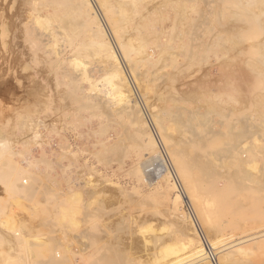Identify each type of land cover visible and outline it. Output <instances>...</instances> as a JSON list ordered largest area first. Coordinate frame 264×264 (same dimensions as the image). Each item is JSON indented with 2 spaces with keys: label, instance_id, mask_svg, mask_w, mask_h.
<instances>
[{
  "label": "rangeland",
  "instance_id": "obj_1",
  "mask_svg": "<svg viewBox=\"0 0 264 264\" xmlns=\"http://www.w3.org/2000/svg\"><path fill=\"white\" fill-rule=\"evenodd\" d=\"M81 1L0 0V173L27 181L0 175L3 216L37 264H192L169 257L191 230L207 262L264 264V0H91L135 113Z\"/></svg>",
  "mask_w": 264,
  "mask_h": 264
},
{
  "label": "bare ground",
  "instance_id": "obj_2",
  "mask_svg": "<svg viewBox=\"0 0 264 264\" xmlns=\"http://www.w3.org/2000/svg\"><path fill=\"white\" fill-rule=\"evenodd\" d=\"M100 1V0H99ZM98 2V1H97ZM82 3H83V9L85 8L86 9V13L85 11L83 13L87 14L88 16V20L89 22L91 23H95L96 24V27H97V30H96V37L99 39V45L100 47H103V48H106L107 50V57L109 58L110 57V61H112L111 63V66L114 67V69H107V71H105V75L106 76H109L110 78H112L111 81H113V83H115L114 81H117L116 79H118L117 83L115 85L112 84V82L110 81V83L112 84V86H116V91H117V94H118V97H119V100L120 102H124V106L126 107V109H128L129 111H131V109L134 107V104L131 105V94L130 92L128 91L129 87L127 84V79L129 78L126 77L123 72L125 73V70L123 71V68L121 69V66H122V61H121V58L120 56L118 55L117 52H119L120 50L118 49V51H116L117 47H118V44H117V41L116 38H115V35L113 34V32L111 31L110 29V33L107 31L108 27H107V22H106V18H104L103 16V13H105L103 10L106 8V7H103V5H100L101 2H98L97 5H95L93 3V1L91 0H82L81 3H80V6H82ZM100 3V4H99ZM106 6V5H105ZM79 7V4L77 6V8ZM80 8V7H79ZM81 8V10H82ZM104 8V9H103ZM78 10V9H77ZM80 10V11H81ZM106 10V9H105ZM79 11V10H78ZM82 12V11H81ZM94 33V32H93ZM94 34V36H95ZM112 34V35H111ZM117 34V33H116ZM93 35V34H92ZM118 35V34H117ZM94 39V38H93ZM119 39V38H118ZM96 44V43H95ZM121 44V43H119ZM117 46V47H116ZM122 46V45H121ZM116 47V48H115ZM121 52V51H120ZM32 54H34V51L32 52ZM120 54V53H119ZM31 55V54H30ZM121 55V54H120ZM33 56V55H32ZM122 56V55H121ZM35 57V56H33ZM29 59V58H28ZM36 59V58H35ZM107 60V59H106ZM106 68V67H105ZM104 68V69H105ZM125 68V67H124ZM106 70V69H105ZM109 70V71H108ZM129 74V73H128ZM109 77H106V78H109ZM133 77V76H132ZM105 78V77H104ZM105 78V79H106ZM104 79V80H105ZM108 80V79H106ZM129 81V80H128ZM103 82V81H102ZM109 82V81H108ZM108 84V83H106ZM111 86V85H110ZM134 87V86H133ZM125 88V90H124ZM111 93V92H110ZM109 97V96H108ZM119 102V103H120ZM133 107H131V106ZM139 105V103H138ZM131 108V109H130ZM143 110V109H142ZM132 111L135 113V108L132 109ZM132 112V113H133ZM137 112V110H136ZM131 113V114H132ZM138 114V113H137ZM141 114V113H140ZM142 117V116H141ZM146 118V117H145ZM146 126V124H145ZM147 129H150V128H147ZM150 134V133H149ZM148 137L150 138V141L154 142L153 141V137L155 136H152V134L148 135ZM156 138V137H155ZM149 140V139H148ZM4 142V141H3ZM3 142H0V144L2 145ZM5 145V144H4ZM3 147V148H2ZM0 147V150L2 149H6V145ZM159 147V146H158ZM2 148V149H1ZM169 151V149H168ZM3 152V151H1ZM173 152V151H172ZM6 154V153H5ZM4 154V155H5ZM2 160V159H1ZM163 160L165 159H162V156L161 154L157 151V153L155 155H153L152 159H150V161H148V165H153L155 163H158L160 166L162 165L163 166ZM167 165V164H166ZM157 169L159 166H156ZM15 168V167H14ZM155 168V167H154ZM167 170V168H165ZM3 172V171H2ZM19 173V174H17ZM2 173H0L1 175ZM4 176H3V183H4V186H5V191H8V190H14L16 194H20V193H26L27 191L24 189V187H22L23 184H26L27 181L25 180H22V185L20 186L19 184H15L17 181H19L20 179V176L23 174L24 175V172L23 171H14L13 167H11V170L7 173H3ZM2 174V175H3ZM17 174L18 176L16 177V180L15 181V178H13V176ZM221 175V174H220ZM221 177V176H220ZM168 179H172L173 181L174 178L173 176L170 174L169 175V178ZM4 200L3 197L1 198L0 197V228L2 230H6L8 231V235H9V242L8 244L10 245L9 247V251L7 252H2L0 250V256L2 257V259H5L7 261V264H37L38 261H39V257L42 256V250H41V247L39 248L38 246L40 245H37L35 244V247L33 246V244H29V239L27 240V237L23 234V229H21V227H19L18 224H15L14 226H12L13 224H11L10 226V223L6 220V218L3 216L5 214V204L4 202L2 201ZM183 200V198H182ZM186 201L188 203H192L193 202V199L189 196L186 197ZM189 204V205H190ZM205 204V203H204ZM188 205V206H189ZM203 205V204H202ZM202 206L199 205V211L200 213L203 212V207L202 209L200 208ZM6 215V214H5ZM183 216V215H182ZM176 217V216H175ZM178 219H179V215H177ZM8 218V216H7ZM180 219H183L184 220V217ZM178 221V220H177ZM184 224V223H183ZM182 225V224H181ZM189 225V224H187ZM191 225V224H190ZM187 227V226H186ZM189 227V226H188ZM205 228V227H204ZM0 229V230H1ZM193 229L190 227V230ZM186 230V229H185ZM207 230V229H206ZM192 231V237L189 239V240H186L185 241V244L181 247H178L176 249H171L169 251V257H176L177 255H179L178 257H180V255H182L183 253H187L188 255H190L188 258H191V260L187 259L189 262H193L192 264H212L210 262H207V252H206V248L205 246H201L199 242H197L195 239V232L194 230H191ZM211 231V230H209ZM212 232V231H211ZM4 237V236H3ZM190 237V236H189ZM2 238V237H0ZM195 238V239H194ZM220 238V237H219ZM205 239V238H204ZM5 240V239H4ZM0 241H3L0 240ZM6 241V240H5ZM4 241V243H5ZM8 241V240H7ZM33 241V240H32ZM219 241V239H218ZM36 243V242H35ZM219 245V242H214L212 245H208L210 249L212 250H215L216 248H218L217 246ZM221 246V245H220ZM223 246V245H222ZM220 248V247H219ZM59 250V249H58ZM219 252V251H218ZM225 252V250H224ZM182 253V254H180ZM230 253V252H229ZM115 254V252H114ZM221 254V253H219ZM119 255V254H118ZM225 256H228V253H225L224 254ZM117 256V254H116ZM184 257V256H182ZM58 258H61V254L58 252L56 253V250L52 251V255L51 257L49 258V262L51 264H57L60 260H58ZM66 257L63 258V260L65 261ZM116 260H113V263L112 264H115L116 262L118 263L119 261L117 260V258H114ZM173 260H175L173 257H172ZM209 259V258H208ZM67 260V259H66ZM172 260V261H173ZM181 260V259H180ZM186 260V259H185ZM62 261V260H61ZM176 261V260H175ZM177 261L179 262V264L181 263L178 259ZM176 261V262H177ZM233 261V260H232ZM231 261V262H232ZM171 262V261H170ZM49 263V264H50ZM116 263V264H117ZM172 263H175V262H172ZM119 264V263H118ZM183 264V263H182ZM233 264V263H232Z\"/></svg>",
  "mask_w": 264,
  "mask_h": 264
}]
</instances>
